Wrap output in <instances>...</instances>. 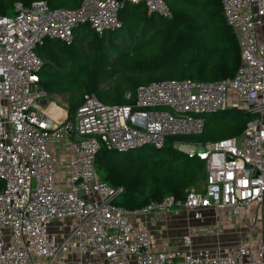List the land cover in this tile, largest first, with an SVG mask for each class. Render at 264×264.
<instances>
[{"label":"built area","instance_id":"2783aa9c","mask_svg":"<svg viewBox=\"0 0 264 264\" xmlns=\"http://www.w3.org/2000/svg\"><path fill=\"white\" fill-rule=\"evenodd\" d=\"M220 3L240 51L233 78L152 82L137 88L130 105L85 94L61 119L40 103L36 48L43 40L71 45L81 25L98 36L118 30L126 5L161 18L171 16L169 7L164 0H82L76 9H51L39 1L0 16V264H264V0ZM224 110L245 111L250 120L240 136L186 149L204 163L203 191L140 209L114 204L122 188L96 171L102 144L119 154L161 150L168 138L200 136L205 116ZM173 211L200 227L162 244L156 232Z\"/></svg>","mask_w":264,"mask_h":264},{"label":"trees","instance_id":"16d2710c","mask_svg":"<svg viewBox=\"0 0 264 264\" xmlns=\"http://www.w3.org/2000/svg\"><path fill=\"white\" fill-rule=\"evenodd\" d=\"M39 1L51 9H76L82 0H0V16H13L16 3L29 7ZM164 1L171 11L169 18L148 14L141 5H126L118 15V30L98 36L88 25H81L74 30L71 45L44 39L36 48L43 60L41 90L48 97L66 96L71 117L85 94L95 95L106 105H130L137 88L152 82L233 78L240 51L222 15L221 0ZM107 83L106 89L100 88ZM126 93L130 96L124 100ZM215 114L221 118H206L200 136L168 138L161 150L140 148L119 154L102 144L96 154V171L110 187L122 188L114 204L126 210L140 209L166 196L183 201L187 190L204 189L203 161L179 152L173 144L201 137L198 141L204 145L216 137H237L250 120L245 111Z\"/></svg>","mask_w":264,"mask_h":264},{"label":"rangeland","instance_id":"374dc122","mask_svg":"<svg viewBox=\"0 0 264 264\" xmlns=\"http://www.w3.org/2000/svg\"><path fill=\"white\" fill-rule=\"evenodd\" d=\"M85 42H88L85 41ZM110 83H107V84H104V85H101L100 88H105L109 86ZM106 86V87H105ZM41 89V88H40ZM42 92H44L43 90H41ZM45 93V92H44ZM46 95V93H45ZM76 96L78 97V95L76 94ZM130 96L129 93H126L124 96H123V99L126 100L128 97ZM46 97L48 98V96L46 95ZM53 97H57V98H52V99H49L50 102L53 104V106H55V108H59L61 109V111H65V112H68L67 111V102L65 100L66 96L65 97H60V96H53ZM125 104V103H124ZM122 105V104H121ZM56 108V109H57ZM60 111V110H59ZM213 118L214 120H219L221 118V114H210V115H206L205 118ZM201 137L199 138H196L194 139L195 142H176L174 143V148L176 150H178L179 152L181 153H184L186 154V149L192 144V143H196V141H198ZM220 140V138H214L212 141L210 142H213V141H217V140ZM197 143H201L202 142H197ZM141 149H137L136 151H140ZM137 155V153L135 154ZM118 166V164H114V168ZM195 190V189H194ZM196 191H203L202 188H200L199 190H196ZM175 213L177 212H172V215L170 216V218L166 221L165 219H163L161 221L162 223V228L163 229H157V232L156 234L158 236H160V238H162V244L167 242V243H174L175 240H177L182 234H184L185 230L188 228V226H192L190 229H194L197 231V229L195 228H198L200 227V223L195 220L193 218V220L190 218V219H187L186 216H181L180 214L177 216ZM247 218H249L247 216ZM184 219V220H183ZM183 220V221H182ZM188 222V223H187ZM241 222H245L244 220H242ZM262 223V220H261V217L259 215L258 217V224L261 225ZM189 229V228H188ZM198 233V232H197ZM162 244H158V248L161 247Z\"/></svg>","mask_w":264,"mask_h":264},{"label":"crops","instance_id":"0c3cea01","mask_svg":"<svg viewBox=\"0 0 264 264\" xmlns=\"http://www.w3.org/2000/svg\"><path fill=\"white\" fill-rule=\"evenodd\" d=\"M258 42L261 44V45H263L264 46V26L262 27V28H260L259 30H258ZM45 98H47L46 97V95H45ZM44 98V99H45ZM49 99H52V98H57V97H48ZM47 98V99H48ZM48 99V100H49ZM57 108V107H56ZM55 108V106H53V104L50 102V100H49V103L47 104V106H45L44 107V110H45V112H47L48 114H50L51 116H53V117H58V118H63V116L65 115V116H67L68 117V112H65V111H61V109H59V108H57L56 109ZM60 110V111H59ZM197 242V241H196ZM166 244H167V242H165ZM198 243V242H197ZM196 243V244H197ZM169 245H172L173 243H168ZM198 245V244H197Z\"/></svg>","mask_w":264,"mask_h":264},{"label":"water","instance_id":"95a60500","mask_svg":"<svg viewBox=\"0 0 264 264\" xmlns=\"http://www.w3.org/2000/svg\"><path fill=\"white\" fill-rule=\"evenodd\" d=\"M118 1H121V0H118ZM40 103H41V105H42L43 107H45V106H47V104L49 103V100H48L47 98H45V99H42Z\"/></svg>","mask_w":264,"mask_h":264}]
</instances>
